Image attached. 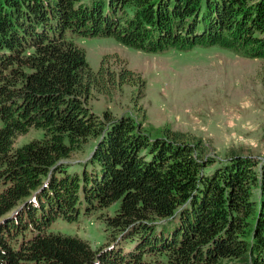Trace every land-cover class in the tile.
<instances>
[{"label": "trees", "instance_id": "16d2710c", "mask_svg": "<svg viewBox=\"0 0 264 264\" xmlns=\"http://www.w3.org/2000/svg\"><path fill=\"white\" fill-rule=\"evenodd\" d=\"M74 36L264 60V0H0V264H264V163L95 115L93 91L143 81L106 58L93 72ZM31 129L42 138L16 147ZM90 140L85 163H65ZM113 205L99 248L48 231Z\"/></svg>", "mask_w": 264, "mask_h": 264}, {"label": "rangeland", "instance_id": "374dc122", "mask_svg": "<svg viewBox=\"0 0 264 264\" xmlns=\"http://www.w3.org/2000/svg\"><path fill=\"white\" fill-rule=\"evenodd\" d=\"M73 40L93 72L106 58L109 70L128 69L135 81H143V86L130 83L110 95L93 91L89 107L95 115H128L151 137L162 136L165 129L187 133L202 139L207 157L216 161L236 153L264 163V60L243 58L217 46L146 53L111 37ZM42 136L41 130L31 129L15 146ZM94 145L90 140L65 163H85ZM253 200L258 201L255 191ZM116 210L113 205L85 213L82 206L76 221L57 219L48 231L78 237L96 249L107 243L101 217L114 216Z\"/></svg>", "mask_w": 264, "mask_h": 264}]
</instances>
